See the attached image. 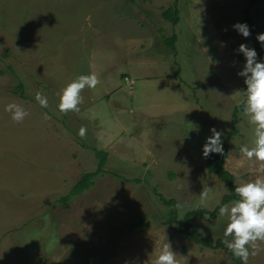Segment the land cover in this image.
I'll use <instances>...</instances> for the list:
<instances>
[{"label": "rangeland", "instance_id": "obj_1", "mask_svg": "<svg viewBox=\"0 0 264 264\" xmlns=\"http://www.w3.org/2000/svg\"><path fill=\"white\" fill-rule=\"evenodd\" d=\"M176 1L0 0V264H154L165 244L178 264H238L176 229L188 211L212 210L228 192L208 171L202 145L213 126L225 139L245 99L237 75L244 57L236 49L254 48L252 28L264 33V0L249 22V0H178L181 19L173 25L162 12ZM236 22L251 34H239ZM173 33L176 54L163 37ZM89 73L100 82L82 90L79 112H60L61 90ZM150 74L158 77L140 78ZM10 103L27 111L23 121L5 111ZM239 129L225 164L238 183L264 175V166L240 152L253 147L244 112ZM94 149L108 153L107 172L81 197L60 202L97 169ZM157 193L177 200L174 228L162 223L167 208ZM202 220L194 223L202 234L224 239L226 217ZM257 243L249 264H264V241Z\"/></svg>", "mask_w": 264, "mask_h": 264}, {"label": "clouds", "instance_id": "obj_2", "mask_svg": "<svg viewBox=\"0 0 264 264\" xmlns=\"http://www.w3.org/2000/svg\"><path fill=\"white\" fill-rule=\"evenodd\" d=\"M232 27L244 37L251 34L246 22H236ZM256 39L264 48V33H259ZM236 51L244 57L243 67L237 75L244 78L246 85L243 112L253 136V147L242 145L240 152L249 161L254 160L264 166V59H258L257 50L243 43ZM99 82L95 73L77 76L61 90L59 111L62 113L79 112V105L83 100L82 90L95 89ZM35 99L42 108L48 107V99L43 94L36 93ZM5 111L11 113L12 120L16 122L23 121L28 115L23 106L16 103L6 105ZM209 131L211 134L205 138L202 145L204 158L212 154L224 153L222 140L224 130H217L213 126ZM78 134L84 137L86 129L81 127ZM261 171L264 172V167ZM254 175L256 176L254 180L236 183L234 192L237 199L230 205H220L218 209V215L226 217L222 242L232 255L240 260L241 264H249V257L257 255L259 247L257 242L264 241V175L255 173ZM206 219L207 217H204L202 222L204 223ZM154 264H178L170 244L163 246Z\"/></svg>", "mask_w": 264, "mask_h": 264}, {"label": "trees", "instance_id": "obj_3", "mask_svg": "<svg viewBox=\"0 0 264 264\" xmlns=\"http://www.w3.org/2000/svg\"><path fill=\"white\" fill-rule=\"evenodd\" d=\"M178 1V0H177ZM162 12V16L165 20L170 21L173 25H177L181 19V9L178 5V2ZM128 2L132 5L137 4V0H128ZM259 0H249L248 6L246 8L245 14L247 16L248 22L250 21V13L251 10L256 6ZM253 34V41H254V48L257 50L258 59H264V48L261 47V44L257 41L256 37L258 35L255 28H252ZM165 44L176 54L177 51V40L178 36L176 33H173L170 36H164ZM180 72V70H178ZM24 89V85L20 82L17 85V89L14 91L15 94L22 92ZM241 113H243V102L240 105H237L234 109L233 118L231 121L230 131L223 140V147L224 153L223 154H212L207 158V169L210 173H213L218 176L220 180L226 183L228 187V192L222 197L220 204L215 207L214 209L210 210L205 208L204 206H200L196 209L188 211L184 216V225L182 228L176 229L180 235L184 236L186 239L191 241L192 243L199 245L203 248L209 249H223L228 254V257L232 260L241 264L240 260L232 255V253L227 249L225 244L222 242V238H214L212 235L209 234H202L200 230L195 226V219L196 218H204L207 217L209 219H217L218 209L219 206L222 204H230L234 202L237 197L234 192V187L237 182V176L231 173L226 168V161L228 159L229 150L231 146V141L234 137L241 134L239 129V123L241 122ZM97 157L99 158V162L97 165V169L95 171L83 173L82 176L78 179L75 185L72 187L70 193L63 197L60 202L66 203L71 202L74 199L81 197V195L91 189L92 187L96 186L97 178L107 171L105 170V165L107 163L108 153L106 151L94 149ZM121 180L126 182H135L138 183L139 179H129L126 177H120ZM158 198L163 203V205L167 208L164 211L163 216L164 220L162 223L167 225L171 228H174L175 223L179 217L178 211V203L175 198H166L164 195L157 193ZM145 223L144 217L140 218L139 220L135 221L131 226V230H134L140 225Z\"/></svg>", "mask_w": 264, "mask_h": 264}, {"label": "crops", "instance_id": "obj_4", "mask_svg": "<svg viewBox=\"0 0 264 264\" xmlns=\"http://www.w3.org/2000/svg\"><path fill=\"white\" fill-rule=\"evenodd\" d=\"M133 43H135V42H131V43L129 42L128 46H129L130 44H133ZM128 46H127V47H128ZM135 57H136V56L132 57L131 54H130L129 59L127 58V59H128V62H129V61H130V62L134 61ZM156 63L161 64L159 61L156 62ZM136 64H138V65H139V64H140V65H144V64H148V62L143 61V62H139V63H136ZM163 64H164V63H163ZM103 65H104V66H103ZM107 65H109V64H108V63H105V61H103L101 67L103 68V67H106ZM109 66H110V65H109ZM135 67H136V66H135ZM123 73H124V74H123ZM123 73H122V77L125 78V80L128 79L129 82H131L130 88H132V87H133V81L131 80V78H132V77H131V74H130L128 71L123 72ZM157 77H158L157 75H156V77H155V75H151V74H150V75H141V76H140V78H145V79H152V78H157ZM126 78H127V79H126ZM102 81H103V80H102ZM116 85H117V84H116ZM116 85H114L113 87H115ZM167 87H169L168 84H167ZM105 96H106V94H105ZM150 242H151V241H150Z\"/></svg>", "mask_w": 264, "mask_h": 264}]
</instances>
